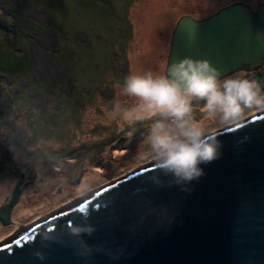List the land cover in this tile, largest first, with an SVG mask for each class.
Returning <instances> with one entry per match:
<instances>
[{
    "label": "water",
    "instance_id": "95a60500",
    "mask_svg": "<svg viewBox=\"0 0 264 264\" xmlns=\"http://www.w3.org/2000/svg\"><path fill=\"white\" fill-rule=\"evenodd\" d=\"M186 57L222 78L254 71L264 63V4L181 17L166 69ZM218 133V158L199 178L144 165L1 244L0 264H264V111Z\"/></svg>",
    "mask_w": 264,
    "mask_h": 264
},
{
    "label": "rangeland",
    "instance_id": "374dc122",
    "mask_svg": "<svg viewBox=\"0 0 264 264\" xmlns=\"http://www.w3.org/2000/svg\"><path fill=\"white\" fill-rule=\"evenodd\" d=\"M236 1L243 3V0H0V51L4 52L0 57V153L20 159L24 169L30 152L46 153L48 144L54 150L64 146V135L42 137V128L28 125L38 115L32 106L27 108L28 113L22 114L21 106H5L6 99L2 98L3 95L44 94L56 96L53 115L61 114V108L68 102L75 106L83 97L89 99L83 104L87 105L86 111L76 114L75 122L82 126L85 123L84 131L98 127L96 132L81 136L80 132L84 131H76L83 143L81 156L85 158L84 183L80 189L86 192L82 199L151 163L139 161L141 150L148 151V145L142 144V140L151 122L121 128L120 114L113 112L118 102L130 103V98L120 94L122 65L128 64L131 75L163 74L178 20L191 12L196 17L210 16ZM24 20L42 25L51 23L52 29L49 35H44L33 28L28 35L21 27ZM29 49L31 71L20 74L5 68L7 56L22 55ZM36 49L47 59H55L59 67L53 68L49 75L44 67L38 69ZM58 76L70 79L69 86L67 82L50 84ZM28 79L43 82V85L38 83L42 91L34 89ZM98 96H103V102L96 101ZM194 104V115L202 123L217 131L228 127L200 111L202 101ZM262 111H249L243 120ZM66 114L71 116L69 112ZM81 117L84 123H79ZM66 130L70 135V129ZM75 142V147H79V142Z\"/></svg>",
    "mask_w": 264,
    "mask_h": 264
},
{
    "label": "clouds",
    "instance_id": "9594fccd",
    "mask_svg": "<svg viewBox=\"0 0 264 264\" xmlns=\"http://www.w3.org/2000/svg\"><path fill=\"white\" fill-rule=\"evenodd\" d=\"M222 76L210 61L186 57L169 64L163 74H133L119 85L120 94L130 98L113 108L120 114L119 126L151 122L142 140L148 151L141 150L139 161H151L179 180L203 174L201 165L218 158L219 133L197 119L194 101H202L200 111L224 126L249 111L264 110V80L243 69Z\"/></svg>",
    "mask_w": 264,
    "mask_h": 264
},
{
    "label": "flooded vegetation",
    "instance_id": "af4514ba",
    "mask_svg": "<svg viewBox=\"0 0 264 264\" xmlns=\"http://www.w3.org/2000/svg\"><path fill=\"white\" fill-rule=\"evenodd\" d=\"M234 3L235 2H233V4ZM236 3L241 2L236 1ZM243 4L256 12L258 7L264 4V0H243ZM227 6L225 5L222 8ZM214 13L216 12L214 11ZM186 15H190L197 19L208 17H196L193 12L183 16ZM122 66L123 69L120 75H122L123 78H121V81L124 83L127 77L131 75V71L127 63ZM247 71L253 73L256 78L264 80V63L259 67H255L254 71ZM28 80V82L34 86V89L42 91V89H38V86L43 85V82L40 84L35 79ZM61 82H67L66 86L68 87L70 79L66 80V78L58 76V78H54L50 84L56 85ZM55 97L56 96L44 94L2 96V98L6 99V103H4L5 106H21L22 109H24L21 111L23 112L22 114L28 113L27 108L30 106L33 107L38 115L32 119L28 125L38 129L42 128V137L47 135L54 137L56 134L61 136L64 135L63 138L66 142L64 146L56 150L51 149L48 144L49 149L46 153L42 151L38 153L36 151L33 153L30 152L26 158L28 165L24 169L21 167L23 163L20 159H14L13 156L0 153V162L3 166V172L0 173V245L17 239L23 234L34 230L49 218L82 199L86 192L84 188L80 189L84 183L83 165L85 158L81 156L80 145L83 143H81L82 140L79 141L78 132H76L77 130L84 131L83 127L85 123L83 122V117H81L79 123H84V126L77 125L75 122L77 118L76 114L86 111L87 105L83 104L84 102L87 103L89 99L83 97L75 106L68 102L67 106L61 108V114L53 115L52 109L56 106ZM93 97L94 96L91 98ZM102 97L103 96H98L96 101L99 99L103 102L104 99ZM1 101L2 103L4 102L3 99H1ZM21 102L22 104L20 105ZM24 102L26 103L24 104ZM57 106H62V104L57 103ZM67 112H69L71 116L66 114ZM74 113L75 117L73 118L72 114ZM67 128L70 129V135H67ZM71 128H75L76 130ZM96 128L98 127L90 128L87 131L85 128L84 132H80V136L82 133L87 134L88 132H96ZM27 129L31 131L32 128L27 127ZM72 132H74V134H72ZM75 141L79 142V147H75ZM116 148L117 147H114V149ZM9 184H11L10 189ZM73 186L75 188L71 189ZM17 187L21 191L20 196L15 205L10 207L13 192Z\"/></svg>",
    "mask_w": 264,
    "mask_h": 264
},
{
    "label": "trees",
    "instance_id": "16d2710c",
    "mask_svg": "<svg viewBox=\"0 0 264 264\" xmlns=\"http://www.w3.org/2000/svg\"><path fill=\"white\" fill-rule=\"evenodd\" d=\"M46 26V27H45ZM24 33L30 35V30L31 29H37L38 32H42L44 35H49V30L52 29V24L47 23L46 25L38 24V22H27L24 20L22 23V26ZM37 33V32H36ZM56 40L53 38V41ZM58 42V41H57ZM25 54L18 55V54H12L14 56H7L8 60L7 66L5 68L7 70H10L11 68L13 71L17 70L20 72V74L26 72V71H31L32 70V65H31V50H27L24 52ZM4 52L0 51V57H3ZM2 61V60H1ZM10 67V69H9ZM61 77V76H60Z\"/></svg>",
    "mask_w": 264,
    "mask_h": 264
},
{
    "label": "bare ground",
    "instance_id": "6f19581e",
    "mask_svg": "<svg viewBox=\"0 0 264 264\" xmlns=\"http://www.w3.org/2000/svg\"><path fill=\"white\" fill-rule=\"evenodd\" d=\"M35 62L38 69L44 67L46 70H48V75L49 72L53 70V68L59 67V64H57L55 59H47V57H44L39 53L38 49H36L35 53Z\"/></svg>",
    "mask_w": 264,
    "mask_h": 264
}]
</instances>
